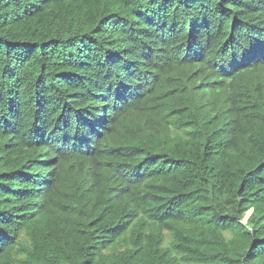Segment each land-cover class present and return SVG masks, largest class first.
Here are the masks:
<instances>
[{"label": "trees", "instance_id": "obj_1", "mask_svg": "<svg viewBox=\"0 0 264 264\" xmlns=\"http://www.w3.org/2000/svg\"><path fill=\"white\" fill-rule=\"evenodd\" d=\"M0 264H264V0H0Z\"/></svg>", "mask_w": 264, "mask_h": 264}]
</instances>
